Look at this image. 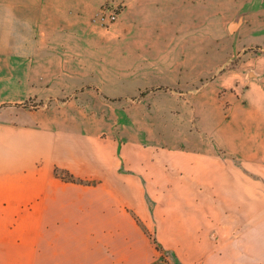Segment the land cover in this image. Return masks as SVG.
<instances>
[{"label":"crops","instance_id":"1","mask_svg":"<svg viewBox=\"0 0 264 264\" xmlns=\"http://www.w3.org/2000/svg\"><path fill=\"white\" fill-rule=\"evenodd\" d=\"M257 1L0 0V264H264Z\"/></svg>","mask_w":264,"mask_h":264},{"label":"rangeland","instance_id":"2","mask_svg":"<svg viewBox=\"0 0 264 264\" xmlns=\"http://www.w3.org/2000/svg\"><path fill=\"white\" fill-rule=\"evenodd\" d=\"M260 3V2H259ZM250 6H253V9H256V5L258 4L257 0H250L249 2ZM221 26V25H220ZM214 27V28H210L208 30H213V31H217L219 33V35H223V36H227L226 34H222L224 32V28L222 27ZM227 28L225 27V30ZM227 31V30H226ZM228 33V32H227ZM231 39L230 38H222L219 46L218 47H214L213 50L208 49L209 54H206V57H211L212 58V62L214 63H218L219 65L226 62L228 55L230 53H232V48H231ZM216 75V68H211V69H207L206 72H203L201 74H188L186 77L187 78H195L197 81V87H200V85L203 83L205 85H207L202 93H204L205 99L211 98L213 96V94H215L216 99L221 103L224 104L223 105V112L222 114L227 116L229 115L228 113V108L226 106V102H227V96H228V92H230L229 90H221V91H217V89L214 87V84L212 83L215 78L217 76ZM203 81V82H202ZM217 91V93L215 92ZM196 95L195 93L192 96H189L188 98H194ZM253 99H257V96L254 94L253 95ZM252 102V101H251ZM33 110L35 109H39V108H32ZM262 116L264 117V113L262 114ZM59 174L61 176H65L67 173L66 172H60L58 171ZM85 182V181H84ZM82 184V183H79ZM84 184V183H83ZM150 237L152 239V241L154 242V244L156 245L157 250L159 251V262L161 264H177L174 252L169 251V250H165L164 248H162L157 240V237L153 234H150Z\"/></svg>","mask_w":264,"mask_h":264},{"label":"built area","instance_id":"3","mask_svg":"<svg viewBox=\"0 0 264 264\" xmlns=\"http://www.w3.org/2000/svg\"><path fill=\"white\" fill-rule=\"evenodd\" d=\"M125 9V4L118 2H110L104 5L98 16L97 21L105 28H109L113 25Z\"/></svg>","mask_w":264,"mask_h":264},{"label":"trees","instance_id":"4","mask_svg":"<svg viewBox=\"0 0 264 264\" xmlns=\"http://www.w3.org/2000/svg\"><path fill=\"white\" fill-rule=\"evenodd\" d=\"M256 49H259V48H256ZM25 107H28V104H25ZM56 174L58 176H60L62 179L66 180V181H70V182H73V183H85L83 180H77L75 179L71 174L67 173L65 176H61L58 172V170H56Z\"/></svg>","mask_w":264,"mask_h":264}]
</instances>
